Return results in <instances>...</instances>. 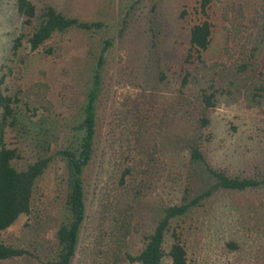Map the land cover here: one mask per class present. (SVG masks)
<instances>
[{
    "label": "trees",
    "instance_id": "16d2710c",
    "mask_svg": "<svg viewBox=\"0 0 264 264\" xmlns=\"http://www.w3.org/2000/svg\"><path fill=\"white\" fill-rule=\"evenodd\" d=\"M146 1L120 0L117 15L108 4L101 18L84 20L50 2L39 8L37 0H14L15 12L22 19L15 53L25 40L31 50H37L70 30L90 36L85 98L70 123H60L49 108L44 85L37 89L17 85L9 90L4 87L6 75L0 77V264H164L166 259L170 264H192L182 221L220 193L255 195L264 190V177L231 174L214 166L205 150L214 134L199 130L210 127L211 112L223 101L244 100L254 106L264 98V82L255 74L256 58L264 50V33L256 35L251 44L245 41L247 46L241 44L227 80L218 78L217 71L211 73L204 55L214 36L212 0H197L194 6L196 19L190 25L185 56L189 67L179 78L176 107L171 101L166 112L157 110L155 97L144 101L146 106L143 101L135 102L132 109L125 102L113 126L124 125L122 131L110 139L109 123L110 131L102 136L100 99L116 37L126 35ZM157 2L150 0L152 9L157 10ZM101 32L106 35L96 37ZM232 48L228 43L225 51ZM53 52L54 47L45 48V54ZM159 74L166 84L165 72ZM159 112L163 117L158 119ZM170 134L185 140L188 173L196 172L198 178L194 185H189V179L178 202L160 207L148 223L141 202L166 172L162 154L164 137ZM105 148L114 153L106 163V187L98 206L88 210L89 175L98 157L105 163ZM56 161L64 163L66 187L53 221L35 211L34 196L39 180ZM22 214L34 216L26 222L23 235L17 241L3 239ZM52 228H56L54 241L47 238ZM136 237L140 246L134 250ZM227 245L231 249L240 246L235 240Z\"/></svg>",
    "mask_w": 264,
    "mask_h": 264
},
{
    "label": "rangeland",
    "instance_id": "374dc122",
    "mask_svg": "<svg viewBox=\"0 0 264 264\" xmlns=\"http://www.w3.org/2000/svg\"><path fill=\"white\" fill-rule=\"evenodd\" d=\"M46 2L71 16L96 20L103 16L108 4L114 6L117 15L120 0H37L38 7H43ZM196 2L158 0V8L154 10L148 0L141 5L126 35L116 37L100 99L103 137L112 129L110 139H113L124 128V125L114 127L121 118L118 117L120 111L125 109V102L132 109L135 102L155 97L157 110L163 108L166 112L171 101L176 107L180 99L179 78L189 67L185 56L189 48L190 25L196 19ZM13 3L14 0H0V77L6 75L4 87L14 90L19 85L24 89L32 86L37 89L44 85L51 101L49 108L54 110L60 123H70L85 98L90 34L70 30L55 35L37 50H31L25 40L15 53L13 45L21 32L22 19L15 12ZM183 11H186L184 18L181 17ZM211 14L214 36L204 58L211 73L217 71L221 75L218 78L227 80L241 44L247 46L245 41L251 44L256 35L264 33V0H212ZM95 35L103 38L106 34ZM228 43L233 45L230 52L225 51ZM49 45L54 47V52L47 55L45 48ZM256 59L255 74L264 82V50ZM160 71L166 74V84L159 80ZM190 93L188 89L186 94ZM161 115L159 112L157 118H162ZM211 119L208 129H199L214 134L205 146L211 163L231 174L264 177V98L261 105L254 106L244 100L223 101L211 112ZM109 123H112L110 129ZM166 137L162 154L167 163L166 172L156 183L153 193L141 202V212L148 223V219L154 221L160 207L178 202L189 179V185H194L198 178L196 172L188 173L185 140L175 139L172 134ZM104 151H107L103 156L105 163L102 164L98 157L97 165L89 175L88 210L98 206L106 187L109 175L106 163L110 153H114L109 148ZM65 182L64 163L56 161L38 182L35 211L45 218L53 217L54 221ZM191 213L182 222L192 264H264V190L255 195L220 193ZM33 218V214H22L3 234V239L17 241L23 235L26 222ZM55 232L56 228H52L47 238L54 241ZM230 240L238 242L239 248L231 249L227 245ZM134 245V250L140 246L138 237ZM164 264H170V260L166 259Z\"/></svg>",
    "mask_w": 264,
    "mask_h": 264
}]
</instances>
